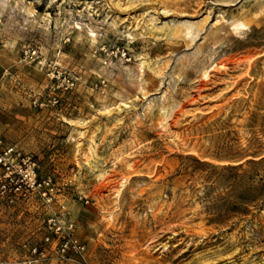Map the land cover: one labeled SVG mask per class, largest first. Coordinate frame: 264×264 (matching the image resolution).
<instances>
[{"label":"rangeland","instance_id":"obj_1","mask_svg":"<svg viewBox=\"0 0 264 264\" xmlns=\"http://www.w3.org/2000/svg\"><path fill=\"white\" fill-rule=\"evenodd\" d=\"M0 140V264H264V0H0Z\"/></svg>","mask_w":264,"mask_h":264},{"label":"built area","instance_id":"obj_2","mask_svg":"<svg viewBox=\"0 0 264 264\" xmlns=\"http://www.w3.org/2000/svg\"><path fill=\"white\" fill-rule=\"evenodd\" d=\"M36 168L37 165L33 160L20 157V154L12 146L4 144L0 140V169L3 172V178L12 180L16 175L17 180L22 182L26 188L40 189V181L35 174ZM13 173H15L14 176ZM47 233L44 237L45 243H51L53 236L56 238L55 260L57 264L71 260L72 254L79 257L82 263H85L84 246L75 237L72 222L49 225ZM29 253L33 257L45 260L44 251L40 249V246H33ZM30 263L31 261L22 262V264Z\"/></svg>","mask_w":264,"mask_h":264},{"label":"trees","instance_id":"obj_3","mask_svg":"<svg viewBox=\"0 0 264 264\" xmlns=\"http://www.w3.org/2000/svg\"><path fill=\"white\" fill-rule=\"evenodd\" d=\"M264 163V157L260 158L259 160H249L247 164H261ZM243 164H238V165H226L222 166L221 169L223 170H229L232 172H237ZM240 200L243 201V203L247 206H253L256 201H259L261 203H264V187L262 188L261 192L247 196L246 198L243 197H237ZM264 207V206H263ZM248 208H244L243 210H240V208L237 205H231L228 210H220L217 211L213 214V216L209 219L211 223L215 225H221L224 221V219H227V217H235V216H244L248 212Z\"/></svg>","mask_w":264,"mask_h":264}]
</instances>
